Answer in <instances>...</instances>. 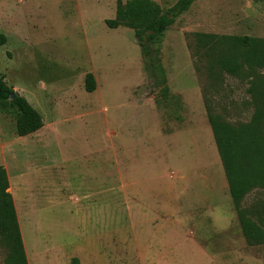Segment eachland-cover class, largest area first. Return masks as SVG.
<instances>
[{
  "label": "rangeland",
  "instance_id": "1",
  "mask_svg": "<svg viewBox=\"0 0 264 264\" xmlns=\"http://www.w3.org/2000/svg\"><path fill=\"white\" fill-rule=\"evenodd\" d=\"M118 1L0 0V76L44 121L19 136L17 107L0 101V165L20 207L35 211L33 237L24 225L32 263L264 264V244L244 235L206 107L249 122L251 78L206 62L199 71L192 48L196 32L264 38V0H195L146 48L132 28L106 24ZM153 1L165 11L178 0ZM242 207L257 221L264 187ZM7 254L0 236V264Z\"/></svg>",
  "mask_w": 264,
  "mask_h": 264
},
{
  "label": "trees",
  "instance_id": "2",
  "mask_svg": "<svg viewBox=\"0 0 264 264\" xmlns=\"http://www.w3.org/2000/svg\"><path fill=\"white\" fill-rule=\"evenodd\" d=\"M194 1L178 0L164 11L153 0H128L126 3L119 0L115 17L107 19L106 24L110 28H132L140 44L146 48V43L161 37ZM193 38L196 69L201 71V63L206 62L210 72L218 66L221 72L228 75L251 78L249 91L252 93L256 112L249 122L229 123L220 115L214 114L207 102L206 107L230 194L247 243L264 244V209L259 212L256 221L242 207V202L251 189L264 187V78L257 77V69L264 68V38L204 32L193 33ZM7 42V35L0 33V47ZM85 81L86 90L95 91L97 83L94 74L88 73ZM0 101H9L17 107L19 116L16 131L19 136H28L44 126L41 113L26 97L18 94L3 76H0ZM9 189L7 170L0 165V236L8 248L5 264H29L17 210Z\"/></svg>",
  "mask_w": 264,
  "mask_h": 264
},
{
  "label": "crops",
  "instance_id": "3",
  "mask_svg": "<svg viewBox=\"0 0 264 264\" xmlns=\"http://www.w3.org/2000/svg\"><path fill=\"white\" fill-rule=\"evenodd\" d=\"M10 188H12V187H10ZM9 191L11 192V190H9ZM11 193L13 195L15 207H16V210H17L18 220H19V223H20L21 231H22V236H23V240H24V244H25V249H26V254H27V258H28V263L29 264H33L32 261H31V257H30V250L28 248V242L26 240V235L24 233V225L26 226V229L28 230V233H30L31 236H32L31 230H29V228H31V225L29 224L30 223L29 222V220H30L29 213L31 212V213L34 214L35 211H34V209L32 211L27 210V209H22L20 207V205H19L20 204V200L18 201V199L16 198V196H15L13 191ZM32 237H31V239H32ZM27 239H28V234H27ZM35 247L36 246H34V248ZM30 248H32L31 252H34L33 251V247H30ZM55 256L54 257H48V259H46V264H55L59 260V257H55ZM80 264H83L82 261L80 262Z\"/></svg>",
  "mask_w": 264,
  "mask_h": 264
}]
</instances>
